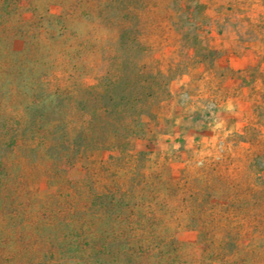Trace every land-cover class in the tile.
<instances>
[{"label":"rangeland","instance_id":"rangeland-1","mask_svg":"<svg viewBox=\"0 0 264 264\" xmlns=\"http://www.w3.org/2000/svg\"><path fill=\"white\" fill-rule=\"evenodd\" d=\"M0 264H264V0H0Z\"/></svg>","mask_w":264,"mask_h":264}]
</instances>
